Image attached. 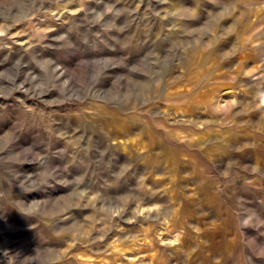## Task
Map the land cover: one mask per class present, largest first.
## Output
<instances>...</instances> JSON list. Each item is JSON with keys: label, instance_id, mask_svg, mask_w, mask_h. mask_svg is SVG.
<instances>
[{"label": "rangeland", "instance_id": "374dc122", "mask_svg": "<svg viewBox=\"0 0 264 264\" xmlns=\"http://www.w3.org/2000/svg\"><path fill=\"white\" fill-rule=\"evenodd\" d=\"M0 264H264V0H0Z\"/></svg>", "mask_w": 264, "mask_h": 264}]
</instances>
